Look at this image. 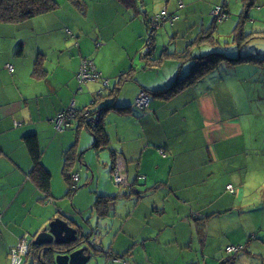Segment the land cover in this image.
<instances>
[{
	"label": "crops",
	"instance_id": "1",
	"mask_svg": "<svg viewBox=\"0 0 264 264\" xmlns=\"http://www.w3.org/2000/svg\"><path fill=\"white\" fill-rule=\"evenodd\" d=\"M228 1L136 0V7L132 8L126 7L120 0H63L62 5L55 0L56 9L52 12L22 23L0 22V185L7 181L15 191L7 204L0 203V264H9V251L22 236H35L58 214L73 220V224L78 225L85 236L91 233L89 230L96 228L92 237L88 236L90 241L94 234L99 233V225L96 222V226H92L91 217L85 219V223H80L67 215L59 203L57 209L54 208L53 191L54 187L58 188L55 182H60L61 199L71 197L66 194L67 184L62 178L64 155L71 146L75 147L79 156L76 160L79 169L73 171L78 177L77 185L83 182L81 187L95 186L94 202L102 196L114 197L112 193L115 190H100V181L92 160L86 159L87 155L92 157L91 151L94 152L92 134L86 128H81L75 135V127L72 128L75 123L62 132H56L54 128L56 116L70 106L76 111L92 105L101 107L111 103L108 97L97 102V98L108 95L100 83L79 85L77 82L76 77L83 60L91 61L95 71L108 80L110 87L119 86L114 102L119 109L109 110L103 116L102 125L109 145L99 152L98 158L108 168L110 176L114 155V166L119 167L127 181L134 183L131 195L123 190L117 192L114 207L107 217L99 219L109 218L117 203L120 200L126 201L128 208L123 217L124 233L115 232L116 235L107 242L109 248L106 251L101 246L103 241L99 243V247L108 255L122 257L124 261L115 262L113 257L108 258L104 254L103 262L140 264L141 261L134 254L130 257L138 246L146 255V264H152V259L147 256L146 245L151 242L160 247L180 244L175 232L177 225H185L187 228L189 249L196 253L199 264L200 254L203 264H220L228 257L225 249L229 246L243 248L233 264H246L256 258L264 261L262 253H247L248 244L242 245L246 238L242 230L228 232V228L223 229L216 234L217 242L209 240L211 222L208 214H221V210L228 212L233 201L244 199L249 146L246 145L238 118H226L223 111H220L221 105H234V94H240L238 85H228L223 78L213 83L207 75L168 100L150 97L145 108L135 106L140 93L164 89L181 74L185 64H180L174 55L189 48L199 35L197 32L200 28L203 30L211 26L214 19L211 12L216 5L223 6L229 13ZM237 2L240 3V0ZM238 3L236 7L242 11ZM163 10L174 15L176 20L172 24L164 23L159 27L161 31L157 29L158 34L150 35H153V51L149 58L160 63L144 68L146 61L140 56L143 62L140 68L141 61L135 64L136 56L145 50L148 38H151L145 20ZM159 33L169 39L172 37L171 40L176 39L170 45L178 42L180 35H184L183 41L188 39V42H184L186 45L182 51H178L177 47L172 52L164 48L158 55ZM118 35L131 40L130 44L137 46V54L131 58L127 52L120 63L116 64L100 49ZM190 51L192 58L202 54L196 52V47ZM127 60V67L119 69V66H124V62L126 65ZM36 62H39L38 75L33 73ZM188 64L191 69L192 64ZM7 66L13 68L12 73L8 72ZM156 70H159L158 74H155ZM130 71H133V80L122 83L121 76ZM147 71L152 72L148 74ZM162 71L163 78H155ZM150 80L155 82L151 83ZM120 107L131 109L121 111ZM33 135L42 151V163L52 176V206L43 200L44 196L29 179L32 164L24 139ZM87 151L89 154L86 155ZM102 151L103 154H100ZM214 184L222 190L221 194L214 192ZM227 186L235 190L233 194L225 191ZM23 189L26 191L25 196L22 194ZM93 204L91 214H94ZM14 210L34 214L33 225L22 228L4 225L7 216ZM166 214H170L171 221L164 223ZM11 217L13 214L8 219ZM130 223L132 234L128 235L125 228ZM199 225L202 226L198 233ZM167 230L174 231L173 238L165 237ZM101 232L106 234L104 229ZM118 237L129 239V244L134 240L130 244L132 248L126 242V247H119Z\"/></svg>",
	"mask_w": 264,
	"mask_h": 264
},
{
	"label": "rangeland",
	"instance_id": "2",
	"mask_svg": "<svg viewBox=\"0 0 264 264\" xmlns=\"http://www.w3.org/2000/svg\"><path fill=\"white\" fill-rule=\"evenodd\" d=\"M57 2L59 5L63 4V0H57ZM236 3H238L237 0H230V2L228 1V4L230 6L229 13L223 6L216 5L225 10L227 15H230L228 17L230 21H228L227 19L224 22H215L213 24L214 31L212 32V36L215 39V42L213 44L203 42L200 44H195L196 52L202 53L201 56L218 53L231 59H237L238 56H251L258 59L255 62L251 61V63H239L234 66L228 65L226 63H220V66L218 68H214L212 72L207 74L209 76L208 78L210 82L216 83L218 82V80L223 78L224 82L228 85H238L240 94H234V105H221L220 111H223V114L226 118H238L239 125L243 128V132L245 134L246 145L249 146L248 149L250 150L248 152L246 161V184L244 189V199L240 198L233 201L228 212H223V210H221V214H208L210 215L209 220L211 222L209 226V240L211 242H217L218 236H216V234L222 232L223 229L226 230L228 228V232L232 230H242L244 232L243 234L246 235V238H244L242 245L245 246L246 244H248L247 253L264 254V0H254V7H252L248 13L249 19L244 20V26L242 27L243 33L247 37L245 39H239L235 41L234 33L237 26L239 14L241 12V10L237 9ZM238 4L239 8H242L241 0ZM155 15L156 14H154L153 16ZM227 21L228 23H226ZM197 24H199V21H197ZM208 26L203 28V30H201L200 28L197 34L201 31L206 30ZM86 27L88 28V26ZM208 28L212 27L209 26ZM161 30L162 28L159 29V31ZM166 30H168V28ZM159 31L157 30L156 32L151 33L158 34ZM206 32L209 31L207 30ZM160 35L161 36L158 38L159 41H157L158 55L161 54L164 48H169L172 52L175 47H177L178 51H182L183 47L186 45L184 44V42H188V39L183 41L182 37H184V35H180V39L178 40V42H173L174 44L170 45V43L172 41H176V39L171 40L173 39L172 37H170L169 39L165 36V34ZM200 35L204 37L207 36L206 34L202 33ZM127 40V37L118 35L111 42L104 44L101 47L100 51L101 53H107V57L110 61H116V64H119L121 59L126 55L127 52L130 54L131 58L132 56H134V54H137V46L134 43L130 44L132 42L131 40ZM192 47L193 46H191L190 49ZM198 48H200L199 51ZM148 49L149 47L145 46V50H143L140 54H137L135 64L138 65V63L142 59L144 60V58L148 59L149 56L145 57ZM189 53L191 54L190 50ZM140 56L142 59L140 58ZM182 60H185V65L180 75L181 77H185L187 74H189L190 70V65L188 63H191L193 65V60H190L189 58H184ZM128 63L129 60L126 61V65L124 62V66L122 65L118 68L120 69L123 67H127ZM141 63L142 64L140 68L143 66L142 61ZM148 72L152 71H147V73ZM158 72L159 70H156L155 74H158ZM163 75L164 73L162 71L160 73V76H156L155 78L162 79ZM207 75H205L204 77H207ZM149 82L152 83L155 81L150 80ZM101 88L102 90H104V87ZM106 88L108 89L109 85ZM230 89L231 94H233L232 87ZM221 102L222 100H220V103ZM66 134H70V136L72 135L71 132H67ZM90 153L92 157L87 155L89 154V151L85 153L87 155L86 159L89 161L92 160V166L94 167V169H96V175L98 177V180L100 181V190H115V193L112 194H114V197H117L116 193L119 192V189L110 180L107 173L108 168H105L102 165V160H99L98 155L95 154L97 152L92 153L91 151ZM100 154H103V152ZM74 156L75 159L78 160L79 156H77L75 151H73V157ZM77 163L75 164L76 168H78ZM82 183L78 185V189L74 195L68 198L65 197L61 199L59 196V189L61 188V186H59L60 182H55V185H57L58 188L54 187L53 191V198L55 199L54 201L56 205L54 206V208L57 209V205L59 203L61 208H65V211L68 213L67 215L72 217L76 222L85 223L84 220L88 217H91L90 223L92 226H96L95 223L97 222L100 231L99 233L94 234L93 238H91V243L94 244L96 249L98 250V255L90 264H105V262H103L104 254L100 253L101 248L103 247L102 249L106 251V249L109 248L107 246L108 240L113 238L118 232L124 233L123 217L126 216L128 205L126 201L120 200L117 203V206H115L113 214H111L109 218L103 220L96 219L94 214H91V207L96 198L95 186L87 185L81 187L80 185H82ZM11 187L12 186L7 181L3 182V184L0 185V203L3 204L6 202L7 204L12 195L15 194V191L12 190ZM66 188H64V191L62 192L63 195ZM213 189L215 193H222V190L218 187L217 184H214ZM125 191L126 189L124 190V192ZM22 194L23 196H25L26 194V191L24 189L22 191ZM47 201L50 203L51 200L49 199ZM50 206H52V204ZM10 214H13V217L8 219V216H10ZM10 214L7 216V222L5 221L4 223V225L6 226L10 225L12 228H22L33 225L34 214H28V211L14 210ZM166 216L167 217L164 220V223L171 221L170 214H166ZM103 229L106 231V234L101 232ZM96 230L97 229L95 228L92 230V232L94 233ZM125 232H127L128 235L132 234L131 223L125 228ZM175 232L178 234L180 244L175 243L173 245H162L160 247L159 245L151 242L146 245L148 248L147 256L152 259L151 261L155 264H165V262H169L171 264H199L197 263L196 253L192 252L189 249L190 236L185 225H177L175 228ZM1 233L2 230L0 229V235ZM173 234L174 231L167 230L165 237L173 238ZM128 237L130 238V236ZM101 240L103 241V244L101 245L102 247H99V243ZM128 240L120 239L118 237L117 244L119 247L121 246L124 248L126 247V242L128 244V247L132 248V245L130 244L134 243V240H131L130 244L128 243ZM131 253L132 254L130 257H132L134 254L136 259L141 261L140 264H146V255L144 252H141L138 249V246ZM199 257L201 259V264H203V257L201 256V254L199 255ZM170 261L176 263H172ZM36 263L38 264V262ZM246 264H264V261L256 258L252 259L251 261H247Z\"/></svg>",
	"mask_w": 264,
	"mask_h": 264
},
{
	"label": "trees",
	"instance_id": "3",
	"mask_svg": "<svg viewBox=\"0 0 264 264\" xmlns=\"http://www.w3.org/2000/svg\"><path fill=\"white\" fill-rule=\"evenodd\" d=\"M125 4L126 7H136L135 2L136 0H120ZM242 3V11L239 14L238 17V22L237 26L235 29V41L236 40H241L245 39L247 36L243 33L242 27L244 26V20L249 19L248 13L249 10L254 7V0H241ZM180 6V4H179ZM178 6V7H179ZM56 9V2L55 0H0V22L1 23H22L27 20H30L34 17H37L42 14H46L49 12H52ZM167 12V11H166ZM169 15V13L167 12ZM229 15V14H228ZM170 16H174L170 14ZM151 20V19H150ZM149 19L145 20V24L147 27V33H149L148 42L147 46L149 49L146 52V56L151 57V52L153 51V35L150 36L154 32L151 29V21ZM218 22V17L214 16V19L212 21V24L210 27L202 32L199 33L197 38L194 40V42L189 46V48L181 53V54H175L174 56L179 59L180 64L185 62V60H182L184 58H189L190 60H193V65H191V69L189 70V74H187L185 77H181V75H178L176 79H174L166 88L156 90V91H144L142 93L146 94L148 98L152 97L153 99H162V100H168L172 98L174 95H177L180 91L184 90L187 88L189 85H194L198 81H200L205 75L208 73L212 72L214 68H218L220 66V63H226L228 65H236V64H241V63H251L257 61L258 59L253 58L251 56H238L237 59H231L228 58L222 54L218 53H213L209 55H203L198 58H192L191 54L189 53L190 47L193 46L195 47V44H200V43H208V44H213L215 42V39L212 36V32L214 31V23ZM167 23V22H166ZM209 32H206V31ZM206 34L207 36H201L200 34ZM244 34V35H243ZM243 46V45H241ZM148 57V58H149ZM145 65L144 68H149L152 67L154 64L156 65L159 61L157 60L156 63L155 61H152L150 58L145 59ZM264 61V59H263ZM160 63V62H159ZM158 65V64H157ZM39 62L35 63V67L33 70L34 75H38L39 71ZM131 72V73H130ZM129 73L122 75L121 76V81L122 83L126 81H132L133 80V71H130ZM103 87V86H102ZM119 86L112 88L109 86V88H105L104 90L108 92V95L106 97H100L97 98V102H99L102 99L105 98H111V103H107L101 107H95L94 105L86 107L81 110H76L74 112V115L69 118L67 126H71L73 123L76 125H72V128L75 127V135L78 133V131L81 128H86L93 136L94 140V145H93V150L96 155H99V152L101 150L107 149L109 145V139L107 136V133L105 132L103 128V116L108 112L109 110L112 109H119L118 107L115 106V98L117 97V94L119 92ZM121 111H130L131 107H124L121 108ZM88 113L86 116L85 114ZM64 129V130H65ZM71 130V129H70ZM74 130V129H72ZM24 145L25 148L29 154L30 160H31V171L29 173V179L32 181L34 184L35 188L44 196V199L46 202L47 200L51 199V180L52 176L50 172L44 167L42 163V151L39 148L38 141L36 137L33 136H28L24 139ZM73 151H75V147H71L64 155V160H63V167H62V178L63 181L67 184V189H66V194L67 196H72L78 189L77 182L73 183L72 177L76 174L73 173L76 168V159L75 156L73 157ZM103 152V151H102ZM162 155L164 156V153L162 152ZM114 155L112 156V168L110 169V180H112V172L116 168L114 166ZM81 162V160L79 159ZM78 169H79V164ZM78 181V178H77ZM114 183V182H113ZM128 187L126 188L127 193H130L133 188V184L127 181ZM232 188V187H231ZM119 189V188H118ZM125 189H123L124 191ZM120 191V189H119ZM227 193L233 194L234 190L232 188V192L228 191L225 189ZM131 195V193H130ZM129 196V195H128ZM114 199L115 197H99L96 199V201L93 204V213L96 216L97 219H100L101 217H107L109 212L112 210L114 207ZM51 202V201H50ZM59 216L57 218H60L64 221H67L70 226L75 227L73 224L72 220L62 217L61 214H58ZM202 220V219H200ZM202 223V222H201ZM202 225L197 226L198 228V233L199 229L201 228ZM76 228V227H75ZM80 233V232H79ZM243 248L241 247V250ZM240 250V251H241ZM41 250L30 245V253L26 260L29 257H33L35 261L38 260V253ZM239 251V252H240ZM103 254H106V256L109 258L113 257L115 262H120L124 261L122 257L119 256H114L113 254H109L107 252L103 251ZM238 254H227V258L224 261H221L220 264H233L235 261V257ZM42 262L44 264H54L53 256L50 252H44L41 255ZM27 261H25L26 263Z\"/></svg>",
	"mask_w": 264,
	"mask_h": 264
},
{
	"label": "built area",
	"instance_id": "4",
	"mask_svg": "<svg viewBox=\"0 0 264 264\" xmlns=\"http://www.w3.org/2000/svg\"><path fill=\"white\" fill-rule=\"evenodd\" d=\"M211 14L215 17H218V21H223L227 19L228 15L225 10H223L220 6H216L213 8ZM176 18L174 16H170L167 14L166 10L161 11L159 14L153 16L151 18V28L153 30L158 29L160 26H162L164 23H170L172 24ZM8 72L12 73L13 68L11 66L6 67ZM77 82L79 85H85L89 82H98L103 85V87H108V80L103 79L96 71L93 66V63L89 60H83L80 65L79 72L77 74ZM149 98L146 94L140 93L139 97L137 98L135 102V106L137 108H145L147 106ZM75 110L73 109V106H70L68 109L60 112L55 120H54V128L56 132H62L65 127L67 126L69 118H71L74 115ZM86 116L88 113L85 114ZM14 125H17L16 123ZM112 180L114 184L121 190L126 189L128 187L127 179L122 174V172L119 170V167H116L114 171L112 172ZM77 175H74L72 177L73 183L77 182ZM226 189L230 192H232L231 186H227ZM32 238L28 235H24L20 238L17 245L13 247L9 251V264H24V261L26 257L29 254L30 251V244H31ZM241 250V247H233L229 246L226 247L225 253L226 254H235Z\"/></svg>",
	"mask_w": 264,
	"mask_h": 264
},
{
	"label": "water",
	"instance_id": "5",
	"mask_svg": "<svg viewBox=\"0 0 264 264\" xmlns=\"http://www.w3.org/2000/svg\"><path fill=\"white\" fill-rule=\"evenodd\" d=\"M75 227L60 218L51 221L41 232L33 236L31 241L32 246L41 250L38 253V260L35 261L31 256L26 264H37L36 262L44 264L41 259L44 252L52 254L54 264H90L94 261L98 250L88 238L92 237V230L85 236L78 225ZM100 253H103L102 249Z\"/></svg>",
	"mask_w": 264,
	"mask_h": 264
},
{
	"label": "clouds",
	"instance_id": "6",
	"mask_svg": "<svg viewBox=\"0 0 264 264\" xmlns=\"http://www.w3.org/2000/svg\"><path fill=\"white\" fill-rule=\"evenodd\" d=\"M31 238H32V240H33V237H31ZM30 245H31V244H30ZM29 253H30V251H29ZM28 255H29V254H28ZM27 257H28V256H27ZM27 257H26V258H27ZM25 260H26V259H25ZM27 260H28V259H27ZM24 264H26L25 261H24Z\"/></svg>",
	"mask_w": 264,
	"mask_h": 264
}]
</instances>
